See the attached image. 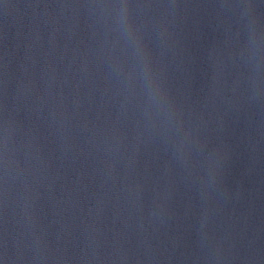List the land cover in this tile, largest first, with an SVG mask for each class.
<instances>
[{"label": "water", "instance_id": "water-1", "mask_svg": "<svg viewBox=\"0 0 264 264\" xmlns=\"http://www.w3.org/2000/svg\"><path fill=\"white\" fill-rule=\"evenodd\" d=\"M0 264H264V0H0Z\"/></svg>", "mask_w": 264, "mask_h": 264}]
</instances>
